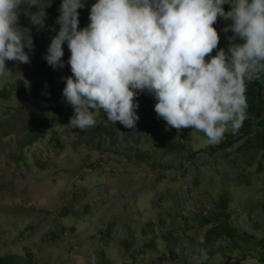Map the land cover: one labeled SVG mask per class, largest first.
Masks as SVG:
<instances>
[{
    "label": "rangeland",
    "instance_id": "1",
    "mask_svg": "<svg viewBox=\"0 0 264 264\" xmlns=\"http://www.w3.org/2000/svg\"><path fill=\"white\" fill-rule=\"evenodd\" d=\"M48 1L52 2L41 0L37 24L42 23L39 22V17L43 16L44 8L46 13L44 24L57 15L61 0H55L56 4L51 11H47L45 7ZM93 3L95 0H87L86 7L78 10L80 15L89 12ZM223 8L227 13L231 11L232 6L224 4ZM31 11L38 12L39 9L33 6ZM218 18L225 20L219 16ZM20 24L32 30L33 25L23 15L20 16ZM86 26L84 22L79 23L80 28ZM54 28L56 31L50 30L47 34L50 39L56 35L59 26ZM218 33L225 34L222 30ZM42 35L39 33L34 36V50L29 54L30 63L17 64L15 61H10V66L18 71L19 78L22 77L25 66L31 63L37 65L41 59H44L50 42H40ZM59 69L62 74L56 75V80L65 82L63 78L71 76V70L65 66ZM41 92H38L33 99L39 103V107L53 104L41 99L38 96ZM61 93L62 89L55 93L58 97L57 102L66 103ZM45 94L48 95V91ZM16 101L12 100L11 103ZM138 115L140 119L133 131L132 128L130 130L122 124L120 128H125L126 133L132 131L135 137L140 138L137 146L140 145L142 149L149 146L152 160L173 168L162 170L156 167L152 171L114 152H111L109 157L106 156L107 162L101 161L98 166L96 163L97 160L99 161V150L84 143L89 137L87 129L84 130L83 135L74 136L71 133V136H68L69 122L57 127L51 126L47 129L44 138L23 149L14 141L25 119L23 123L21 120L16 121L11 115L1 119V130L5 128L12 130L13 133L1 135L0 131V255L10 252L24 257L26 252L30 251L33 261L37 264H99L101 259L98 253L102 250L111 264H205V261L208 264H230L234 262L233 258L242 250L241 248L236 247L226 257L217 254L209 259L204 251L199 256L193 255L185 237L182 238V244L176 246L178 254L175 260H169L168 256L163 261L158 258L161 253L168 255L167 247L160 239V235L168 230H173L175 233L182 230L178 208L185 207L180 214L188 213L189 209L193 208L194 200L190 198L186 188L192 182L196 169L192 166L193 161L189 160L186 162L189 163V172L183 176V168L179 165L181 153L163 156L154 145L148 144L150 137L159 130L175 128L168 127L159 117L157 118L159 123L156 124L145 114L138 113ZM29 120L28 118L26 122L28 123ZM52 129L67 135L62 139L65 147L62 150L52 149L45 152L43 144L48 142ZM180 130L189 133L191 137L189 147L192 149H200L208 143L203 132L192 127ZM120 136L121 139L124 138V133ZM131 144L136 146L133 142ZM119 145L123 146V143ZM22 151L25 153L24 159L17 163L13 157L17 152ZM245 157L246 155H235L229 151L227 159L220 160L213 156L208 158L202 151L197 153L194 160L197 163L207 159L219 160L217 170L222 173L216 174L215 166L202 165V179L198 188L199 204L211 208L221 185L230 192L232 209L247 206V197L250 195H254V199L264 201V174H250L255 170L258 158L251 166L246 167L243 163ZM120 159L124 160V163L119 165L117 161ZM221 162L223 164H220ZM94 164H96L95 168L92 167ZM232 164L234 167L237 165L241 167L240 171L250 178V184L237 185L235 177L240 171L232 170ZM180 201H183L181 205L178 204ZM65 206L69 207L70 212L61 215L60 211ZM238 211L243 212L240 209ZM242 212L238 218L233 215V222L239 227V231L254 233L256 239L260 241L264 239V224L254 228L250 217ZM251 214H253L251 218L255 220L256 213ZM160 218H164L162 227L159 225ZM205 230L206 228L189 229L187 233L189 235L197 233L202 238ZM47 235H50L49 239ZM150 241L153 243L152 248L143 246ZM222 243L228 245L225 241ZM239 243L243 248H247L242 241L239 240ZM141 249L142 253H139ZM259 252L264 254L261 244L257 250H254L256 257L247 256L241 264H264L258 259Z\"/></svg>",
    "mask_w": 264,
    "mask_h": 264
},
{
    "label": "clouds",
    "instance_id": "2",
    "mask_svg": "<svg viewBox=\"0 0 264 264\" xmlns=\"http://www.w3.org/2000/svg\"><path fill=\"white\" fill-rule=\"evenodd\" d=\"M86 4L61 0L59 30L43 57L53 69L63 68L67 43L72 75L63 78V97L74 109L71 128L94 126L98 110L113 124L135 128L136 97L147 93L168 127H192L209 144L239 131L248 117L247 83L264 77V0H95L80 28L78 10ZM40 10L41 0H0V82L12 72L6 61L30 63L33 36L20 16L36 26ZM45 15L44 8L42 25ZM218 16L231 20L222 31L234 35L213 56Z\"/></svg>",
    "mask_w": 264,
    "mask_h": 264
},
{
    "label": "trees",
    "instance_id": "3",
    "mask_svg": "<svg viewBox=\"0 0 264 264\" xmlns=\"http://www.w3.org/2000/svg\"><path fill=\"white\" fill-rule=\"evenodd\" d=\"M51 1L52 2L50 3L48 1L45 5L47 11H51L56 4L55 0ZM58 15L59 13L57 12V15L47 22V24L43 23L42 25V23H40L31 27L33 41L34 36L39 33L43 34L40 42L51 41L50 37H47V34L48 32L50 33L52 28L59 26L56 24V17ZM88 17L89 12H86L85 15H79V21L88 24ZM217 20L222 22L220 30L231 23L230 19L221 20L217 18ZM220 30H217V32ZM233 34L234 33L231 30L222 35H219L218 33L220 36L218 48L214 49L210 55L214 56L219 48L227 50L228 46L231 44V40L229 38L232 37ZM236 42L239 41L237 40ZM63 48L64 56L62 59L64 61V66L70 69V65L67 63L70 57V51L67 47V43L63 45ZM25 51L28 50L25 49ZM32 51H30L29 54H31ZM205 59L207 60L208 57H205ZM9 63L10 61H6V67L12 71L11 75L6 80L0 82V124L2 123L1 119H4L5 116L9 115L15 118L16 121L21 120L22 123L25 119L22 129L16 134V139L14 141L17 146L24 149L25 147L32 145L34 142H38L44 138L47 133V129L51 128V126L54 125L57 127L69 122V118L73 115L74 109L70 104L57 102L58 97L55 96L56 91L62 89L61 95L63 96V88L65 87V82H61L58 79L56 80V75L62 74L59 68L53 69L50 65H48L45 59H41L37 65L35 63H31L30 65L25 66V71L22 72V77L19 78L18 76L20 75H18V71L10 66ZM40 91L42 92L38 96L47 102H52L53 104L39 107V103L33 99ZM47 91L49 93L48 95L45 94ZM246 97L248 103L247 119H245L242 127L237 133L233 134L231 130L226 132L224 139L220 143L214 145L207 143L200 149H192L189 147L191 137L188 132L170 128L166 130H159L156 134H153L150 137L148 144L154 145V147L157 148L163 156L182 154L179 165L183 168V176L189 172V163H186L189 160L193 161L192 166L196 169V174H194L192 182L186 188L190 198H193L194 200L193 208L189 209L188 213L181 214L180 211L185 210V207L180 206L178 208V218L182 223L181 232L175 233L173 230H168L160 235V239L164 242L168 251V255L161 253L158 257L161 261L166 260L167 256L171 261L177 258L178 253L176 246L182 244L183 237H185L186 241L189 242L191 246V253L193 255L199 256L201 252L204 251L209 259L217 254H221L222 257H226L228 253L236 247L241 248L242 250L239 251L236 257L233 258L234 262L230 264H241L247 256H251L253 258L256 257L254 250H257V247L260 244L261 247L264 248V239L260 241L256 239L254 233H248L245 230L240 232L239 227H237L233 222V215H235V218L240 217L239 214L242 212L238 211V209H240L243 210L242 213L244 215L250 217L254 228L262 226V224H264V201L256 198L254 199V195H250L247 197V206L245 205L243 208L236 207L237 209H232V198L230 192L227 189H224L221 185L222 187L220 186V192H218L214 205L211 208L199 204L200 195H198V188L202 179V165L209 167L215 166L214 170L216 174H222L220 170H217L219 160L213 159L212 161L207 159L201 163L194 161L199 151L204 152L208 158L213 156V158L216 157V159L220 160L227 159L229 151L235 155H246L243 161L246 167L251 166L253 161L258 158L255 170L250 172V174H264V77H262L259 81L247 83ZM136 99L139 102L137 113H143L152 118V121L156 124L159 123L157 119L158 116L154 111V104L156 101L153 96L147 93H142L136 97ZM12 100L17 101L15 103H11ZM28 118L30 120L27 123L26 121ZM120 125L121 123L118 121L115 124L108 121L106 114L103 113V110H98L96 115V124L87 128L86 131L89 134V137L84 143L99 150V161L97 160L96 163L98 166L101 161L107 162L108 159H105L106 156L109 157L111 152H114L118 155L124 156L126 160L134 161L136 165L139 164L145 168H150L152 171H154L156 167H160L162 170H169L173 168L170 165H161V163H156V161L152 160L151 154L149 153V146L145 149H142L140 145L137 146L140 143V138L138 136H134L132 133L133 128L131 132L128 131L126 133L124 131L125 128L121 129ZM67 130L68 136H71V133L74 136H80L84 133V130L71 128L69 124ZM0 131L2 132L1 135H5L3 133H13L12 130L9 131L5 128L2 130L0 128ZM123 133L124 138L122 137L121 139L120 134L123 135ZM64 135L67 136L66 134L59 133L55 129H52L48 142L43 144L44 151L49 152L52 149H64L65 143L62 141V139H64ZM94 140L95 143H93ZM132 142L135 143L136 146H133V144H131ZM120 143H123V146H120ZM39 150L41 151V148H39ZM24 156L25 153L22 151L17 152L13 158L16 159L17 163H20L19 161L24 159ZM123 161L124 160L120 159L117 162L120 165L124 163ZM96 164L92 167L95 168ZM220 164L223 163L221 162ZM240 168L241 167H239V165L234 167V164H232L231 169H237L240 171ZM123 169L126 172V167ZM162 175L164 174L162 173ZM235 180H237L236 183L238 186L242 184H250V178L247 177V174H244L241 171L238 173V176L235 177ZM207 194L210 195V193ZM182 202L183 201H180L178 204L181 205ZM69 212V207L65 206L61 209L60 214L67 215ZM253 212L257 215L255 220L251 218V215H253L251 213ZM163 224L164 218H160V227H162ZM201 228H206L202 238H200L197 233H194V235H189L187 233L189 229L199 230ZM61 229L63 230L62 227ZM108 234H110L109 229ZM47 238L49 239L50 235H47ZM239 240L242 241L247 248H243V246L240 245ZM223 241L227 242L229 246L223 245ZM143 246L152 248L153 243L150 241ZM139 253H142V249ZM98 254L101 259L99 264H111V262L105 258L104 251L101 250ZM259 254L258 259L264 263L263 252H259ZM0 264L37 263L33 261L31 252L27 251L26 256L24 257L10 252L0 255ZM205 264H208L207 261H205Z\"/></svg>",
    "mask_w": 264,
    "mask_h": 264
},
{
    "label": "built area",
    "instance_id": "4",
    "mask_svg": "<svg viewBox=\"0 0 264 264\" xmlns=\"http://www.w3.org/2000/svg\"><path fill=\"white\" fill-rule=\"evenodd\" d=\"M213 27H215L216 30H220L221 27H222V22H221L220 20H217V21L214 23Z\"/></svg>",
    "mask_w": 264,
    "mask_h": 264
}]
</instances>
